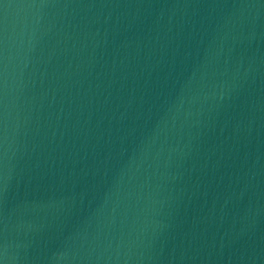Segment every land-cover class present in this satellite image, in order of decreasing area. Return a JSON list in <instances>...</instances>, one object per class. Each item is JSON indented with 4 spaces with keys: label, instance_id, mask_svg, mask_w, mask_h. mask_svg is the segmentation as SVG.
Wrapping results in <instances>:
<instances>
[{
    "label": "water",
    "instance_id": "1",
    "mask_svg": "<svg viewBox=\"0 0 264 264\" xmlns=\"http://www.w3.org/2000/svg\"><path fill=\"white\" fill-rule=\"evenodd\" d=\"M0 264H264V0H0Z\"/></svg>",
    "mask_w": 264,
    "mask_h": 264
}]
</instances>
